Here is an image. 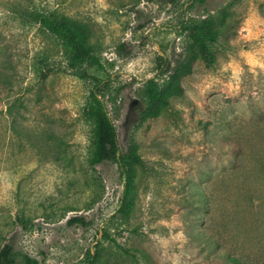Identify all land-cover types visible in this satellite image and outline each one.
Listing matches in <instances>:
<instances>
[{
  "label": "rangeland",
  "instance_id": "obj_1",
  "mask_svg": "<svg viewBox=\"0 0 264 264\" xmlns=\"http://www.w3.org/2000/svg\"><path fill=\"white\" fill-rule=\"evenodd\" d=\"M35 11L85 27L101 68L78 78ZM208 19L206 68L183 27ZM149 80L169 106L141 119ZM97 90L119 148L141 157L126 215L117 165L89 163ZM5 244L40 264H264V0H0Z\"/></svg>",
  "mask_w": 264,
  "mask_h": 264
},
{
  "label": "trees",
  "instance_id": "obj_2",
  "mask_svg": "<svg viewBox=\"0 0 264 264\" xmlns=\"http://www.w3.org/2000/svg\"><path fill=\"white\" fill-rule=\"evenodd\" d=\"M179 0H168L169 3L175 4ZM204 3L206 0H197ZM27 20L38 25L41 29L58 39L66 52L67 67L76 72V76L80 79L87 78V75L80 70L81 65L88 64L101 68L99 60L94 56L91 45L89 43V33L82 25L72 22L66 17L46 15L40 12H31L25 15ZM213 21L210 19L200 23H190L183 27L190 40L189 48L195 53L206 68L213 64V55L211 53L210 44L216 42L218 32L213 30ZM123 48V45L120 47ZM164 67L163 74H167L170 64L167 60L159 57ZM176 75V74H175ZM102 81L99 82L101 84ZM97 87H95L96 89ZM147 104L145 110L140 113L141 119L146 118L149 113L158 107L169 106V99L164 94V90L158 88L155 81L149 80L145 85ZM83 116L92 124V151L89 159L91 166L113 162L124 179L123 191L120 197V204L117 210L118 214L126 215L129 211L133 192V174L134 166L141 164V157L132 149L121 151L118 145V136L113 120L108 115L107 107L101 96V91H92L89 95L88 102L83 111ZM242 156L244 150L240 144L236 147L228 148L226 156L230 155ZM235 166H240V162L236 161ZM85 223L81 219H72L69 224ZM114 242V240H112ZM126 254L129 252L125 251ZM136 260L134 255H130ZM97 255L93 256L89 253L83 264H95ZM0 264H40L37 260L28 255L15 252L13 247L5 244L0 248Z\"/></svg>",
  "mask_w": 264,
  "mask_h": 264
}]
</instances>
